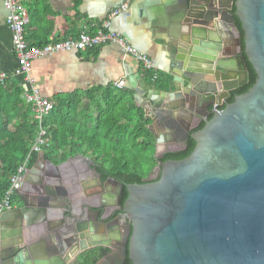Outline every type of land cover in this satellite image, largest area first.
<instances>
[{
    "label": "water",
    "instance_id": "obj_1",
    "mask_svg": "<svg viewBox=\"0 0 264 264\" xmlns=\"http://www.w3.org/2000/svg\"><path fill=\"white\" fill-rule=\"evenodd\" d=\"M143 1L162 6L166 18L160 25L175 28L166 42L174 78L168 91L146 90L127 73L125 87L151 120L157 158L167 151L164 144L185 146L192 137L196 145L183 159L159 161L158 180L127 186L122 212L132 221L131 239L99 264H124L127 257L131 264H264V0ZM236 17L257 78L229 102L231 92L248 82ZM215 103L225 107L215 109ZM202 121L203 128L191 132ZM38 157L54 170L50 178L81 163L87 171L96 169L95 161L82 154L60 165L47 160L43 150ZM34 173L27 168L17 191L23 206L2 215V264H76L86 250L110 247L97 228L94 206L95 220L88 225L75 215L65 191L56 198L47 188L52 197L36 204L28 185ZM65 214L71 219L67 224L51 222ZM36 228L43 230L26 237L24 231Z\"/></svg>",
    "mask_w": 264,
    "mask_h": 264
},
{
    "label": "trees",
    "instance_id": "obj_2",
    "mask_svg": "<svg viewBox=\"0 0 264 264\" xmlns=\"http://www.w3.org/2000/svg\"><path fill=\"white\" fill-rule=\"evenodd\" d=\"M235 6L232 12H235ZM235 24L241 32L242 53L248 68V82L231 92L228 98L247 92L255 83L257 73L245 53L244 31L240 19ZM141 77L149 85L168 90L172 76L147 69L140 63ZM157 76V78H155ZM23 83L8 79L0 83V201L12 185V177L24 165L31 168L39 152L33 151L41 128L47 130L48 143L43 145L45 158L59 164L72 156L82 154L92 158L103 177L112 176L126 184H143L149 180L159 161L183 159L191 154L196 141L189 137L179 150H167L157 158V144L149 129L151 120L144 108L137 104L134 91L114 84L93 87L85 91L58 94L50 99L53 108L42 121L35 117V104L27 102ZM225 105L218 106L223 109ZM213 117L210 113L209 118ZM205 125L201 122L191 132ZM159 175L153 179L158 180ZM15 196V197H14ZM126 192L124 199H127ZM20 200L13 195L12 204ZM105 247H96L80 254L76 264H97L106 253ZM131 261L128 259V263Z\"/></svg>",
    "mask_w": 264,
    "mask_h": 264
},
{
    "label": "crops",
    "instance_id": "obj_3",
    "mask_svg": "<svg viewBox=\"0 0 264 264\" xmlns=\"http://www.w3.org/2000/svg\"><path fill=\"white\" fill-rule=\"evenodd\" d=\"M21 1L29 11L25 36L30 44L42 46L66 38L75 39L82 31L93 35L108 22L105 31L121 33L128 43L151 58L158 71L174 78L172 52L166 42L176 31L171 24L160 25V21L166 18L162 6H148L143 0H130L127 9L122 7L129 0ZM7 14L4 0H0V70L14 75L13 79H19L15 75L18 60L11 30L6 23ZM220 56L223 54L220 53ZM140 63L133 55L126 53L120 43L109 41L82 50L58 51L38 57L33 61L28 84L19 80L26 90H37L48 99L58 94L115 85L125 80L127 73L135 76L140 87L157 89L141 77ZM161 147L165 149L166 145Z\"/></svg>",
    "mask_w": 264,
    "mask_h": 264
},
{
    "label": "flooded vegetation",
    "instance_id": "obj_4",
    "mask_svg": "<svg viewBox=\"0 0 264 264\" xmlns=\"http://www.w3.org/2000/svg\"><path fill=\"white\" fill-rule=\"evenodd\" d=\"M165 145L166 150L178 149L181 146H184L183 144L179 146L176 143H167ZM79 155L80 154L72 156L69 159L78 158ZM73 164L75 165V162ZM76 165H78V163ZM98 168L99 167L96 164L95 171H87L86 166L81 163L78 167L80 171L77 168L73 170L70 169L69 172L62 173L60 177L52 175L50 178L49 174L54 173V170L47 164L41 165L38 157L37 161L30 168L35 171L34 179L28 184L29 187L33 189V191L31 190V197H34V200L38 205L42 203L41 198L43 196L46 195L45 197L48 198L52 197L51 194H48L46 188L53 187L52 189L56 191V198L61 197V193L65 191L67 194L65 197L73 205L75 215L80 221L88 225L95 220V215L90 211L92 206L95 207V210L99 212L97 217V228H100L101 234L107 236L110 245V247H106V253L98 260L97 264H99V262H101L108 254H112L114 251H121L124 241L128 242L133 233L132 221L122 212V207L126 200L124 197L126 192H128L127 186L130 183L126 184L112 176H106L104 178L101 172L98 171ZM158 175L159 172L154 170L153 174L149 177V180L155 179ZM115 180H117L118 183H116ZM121 183L124 184L122 189H120L119 185ZM23 186L24 185L22 184L20 189H22ZM41 190L42 193L40 192ZM49 203H51V200H49ZM58 204L60 205L62 203L58 201ZM21 206H23V203L19 200L13 208ZM117 218H119V221L116 220ZM51 219V222L53 221L57 224L60 223L61 220L66 224L71 220L67 214L61 219L59 217ZM104 229H106L105 232H103ZM42 230L43 229L38 228L34 230L27 229L24 231V234L26 237L34 238L39 235ZM128 259V257L125 259L124 264L128 263ZM111 264H114V262Z\"/></svg>",
    "mask_w": 264,
    "mask_h": 264
},
{
    "label": "built area",
    "instance_id": "obj_5",
    "mask_svg": "<svg viewBox=\"0 0 264 264\" xmlns=\"http://www.w3.org/2000/svg\"><path fill=\"white\" fill-rule=\"evenodd\" d=\"M130 0L123 5V9H127L130 5ZM4 5L8 11L6 17V23L11 30L13 47L16 52L18 60V69L15 75H22L25 84L31 80V71L33 69L34 59L46 55H51L58 51H71L74 49L82 50L88 46H97L103 43L114 41L120 43L125 49L126 53L133 55L137 60L141 62L147 69L158 71L151 60V58L144 54L142 51L128 43L121 33L116 31H105L108 28L109 23L106 22L103 28L93 35H89L85 31L80 32L77 38H66L58 40L54 43L44 44L42 46L32 45L28 42L25 36V27L29 21V11L21 0H4ZM14 75L7 71L0 70V83H4L6 80L11 79ZM157 78V76H155ZM126 80L122 79L115 83L116 87L124 88ZM24 96L27 102H33L35 104V117L39 121H42L43 117L48 114L53 108V102L41 96L37 90L24 92ZM222 104L215 103L214 108L219 109L218 106ZM47 130L41 128L40 134L36 143L33 145L32 150L41 152L43 145L48 143L46 138ZM26 164V163H25ZM22 165L18 172L12 177V185L3 199L0 201V234H1V218L4 212L13 209L12 204L13 195L17 194L20 190L22 182L25 178L26 166ZM1 242V238H0ZM0 264H2L1 258V243H0Z\"/></svg>",
    "mask_w": 264,
    "mask_h": 264
},
{
    "label": "bare ground",
    "instance_id": "obj_6",
    "mask_svg": "<svg viewBox=\"0 0 264 264\" xmlns=\"http://www.w3.org/2000/svg\"><path fill=\"white\" fill-rule=\"evenodd\" d=\"M39 154V153H38ZM20 168V167H19ZM50 182V181H49ZM49 184V183H48ZM53 188V187H52ZM47 189V188H46ZM37 190V189H36ZM42 193V192H41ZM46 196V195H45ZM51 196V195H50ZM15 197V196H14Z\"/></svg>",
    "mask_w": 264,
    "mask_h": 264
}]
</instances>
